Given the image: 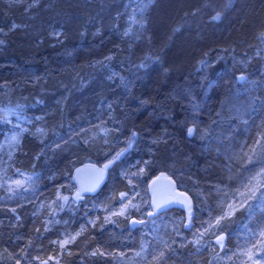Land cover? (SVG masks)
<instances>
[{"label":"trees","instance_id":"obj_1","mask_svg":"<svg viewBox=\"0 0 264 264\" xmlns=\"http://www.w3.org/2000/svg\"><path fill=\"white\" fill-rule=\"evenodd\" d=\"M230 1L155 0L148 14L154 55L140 63L152 67L128 93L105 72L90 69V54L83 46L84 38L94 40L103 53L115 56L127 48L126 40L112 32L122 0H41L29 9L18 6L15 11H9L6 2L0 0V98L35 105L32 111L41 117V127L52 132L50 136L64 132V125L75 130L66 134L64 146L53 148L47 156L41 137L32 131L25 133L14 162L23 168L35 164L41 170L37 202L56 195L67 175L70 187H76L74 172L86 163L101 166L112 162L105 184L96 193H85L86 197H102L128 188L121 175L124 165L146 157L154 161L151 179L166 173L184 190L189 191L194 180L208 189V179L216 180L220 171L215 164L216 149L201 146L189 97L178 92L200 72L198 65L207 51L226 46L248 51L264 31V0H234L231 5ZM15 20L18 25L10 28ZM190 20H194L191 26ZM196 23L198 31L192 27ZM52 25L61 29L60 37L50 35ZM88 69L92 71L89 81L75 86V78L87 76ZM234 78L231 73L216 77L200 112L203 125L212 124L218 117L233 90ZM142 101L146 109H139ZM104 103L110 104L111 111L100 121L97 114ZM132 118L137 121L126 129L128 145L123 149L115 145L119 128ZM103 125L108 126L107 135L98 132ZM189 128L194 129L192 135H188ZM151 139L161 140L148 149ZM33 211L34 203H20L16 212L0 206V253L9 251L16 241L27 245L33 239L34 247L49 255L55 231L43 233L40 244L36 242L41 232L35 235ZM240 215L224 221L232 228ZM101 236L99 225L90 227L63 253L62 262L90 264L88 253ZM102 264L120 263L109 259Z\"/></svg>","mask_w":264,"mask_h":264},{"label":"rangeland","instance_id":"obj_2","mask_svg":"<svg viewBox=\"0 0 264 264\" xmlns=\"http://www.w3.org/2000/svg\"><path fill=\"white\" fill-rule=\"evenodd\" d=\"M2 1L6 2L9 11H15L18 6L29 9L41 0ZM122 1L123 7L112 32L126 40L127 48L115 56L103 53L92 39L87 42L84 38L83 46L90 54V69L105 72L130 93L134 84L145 79L152 67L140 63L154 55L148 14L155 0ZM189 22L191 26L194 20ZM197 24L192 27L198 31ZM17 25L15 20L10 28ZM50 35L60 37L61 29L52 25ZM110 36L114 35L111 33ZM198 69L200 72L191 83L178 93L189 97L194 126L199 128L198 140L204 150L216 149L215 164L220 171L216 180L208 179L207 190L196 180L189 191L186 190L194 202L192 223L180 207L153 213L149 192L154 165L152 157L135 159L124 165L121 175L128 188L102 197H86L85 194L75 197L78 185L70 187L67 175L56 195H48L37 202L41 170L35 164L23 168L14 162L25 133L32 131L41 137L45 142L43 154L47 156L53 148L64 146L66 134L75 130L64 125V132L59 130L50 136L52 132L41 127V117L32 111L35 105L0 98V206L16 212L20 203H34L32 215L33 221L36 220L35 235L41 232L36 236L39 244L43 233L55 231L49 255L45 256L41 247L35 248L33 239L27 245L16 241L8 252L0 253V264H33L36 261L65 264L63 253L83 232L97 225L102 236L88 253L90 264L98 261L102 264L109 259L120 264H264V237L260 235L264 231V31L248 51L241 52L232 46L207 51ZM91 70L85 73H89L87 76L75 78V86L85 85ZM221 73L234 75L233 90L214 122L203 125L201 109ZM143 108H147L144 101L139 106V109ZM110 111L109 103L102 104L97 118L104 121ZM136 121L132 118L122 124L115 145L127 147L126 129ZM104 125L98 132L107 135L108 126ZM159 140L151 139L148 149ZM127 160L125 157L124 161ZM111 163L101 167L109 172ZM122 194L125 195L122 197ZM237 213H241L237 224L228 227L224 220ZM132 218L138 222L135 226L131 224ZM223 231L228 236L222 245L215 239ZM65 240L71 242L61 247Z\"/></svg>","mask_w":264,"mask_h":264},{"label":"water","instance_id":"obj_3","mask_svg":"<svg viewBox=\"0 0 264 264\" xmlns=\"http://www.w3.org/2000/svg\"><path fill=\"white\" fill-rule=\"evenodd\" d=\"M108 177V170L93 163H86L74 172V181L78 185V190L75 192V197H80L83 193H95L106 182ZM149 192L151 196V203L153 206V213L163 212L172 207H180L184 210L185 216L189 223H192L194 202L192 196L184 189L180 188L175 180L169 174L160 173L154 176L149 183ZM79 193V196L77 195ZM156 204H160V208H156ZM189 207L191 213H189ZM136 218H132L131 224H137ZM227 233L222 232L216 237H222V245L225 243Z\"/></svg>","mask_w":264,"mask_h":264},{"label":"snow or ice","instance_id":"obj_4","mask_svg":"<svg viewBox=\"0 0 264 264\" xmlns=\"http://www.w3.org/2000/svg\"><path fill=\"white\" fill-rule=\"evenodd\" d=\"M241 78H242V77H241ZM193 132H194V129H193V128H189V129H188V135H192ZM133 136H135V133H133ZM130 146H131V144L129 145V147H130ZM119 155H120V154H117V156H119ZM16 183H17V185L20 184L19 181H17ZM77 195L79 196V193H78ZM124 195H125V194H122V197H123ZM155 206H156V208H160V207H161L160 204H156ZM189 213H191V208H190V207H189ZM121 214H122V213H121ZM77 235H79V234H77ZM260 235H261V237H264V231H262V232L260 233ZM72 239H75V238L73 237ZM217 240H218L219 243L222 244V237H218ZM70 242H71V240H65V241L61 244V247H63L64 244H67V243H70ZM254 247H255V246H254ZM95 254H96V253H93V255H95Z\"/></svg>","mask_w":264,"mask_h":264}]
</instances>
